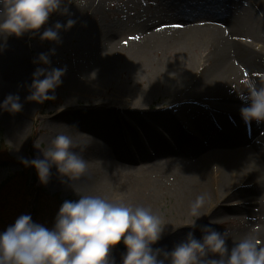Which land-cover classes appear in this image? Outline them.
Returning <instances> with one entry per match:
<instances>
[{
    "label": "rangeland",
    "instance_id": "rangeland-1",
    "mask_svg": "<svg viewBox=\"0 0 264 264\" xmlns=\"http://www.w3.org/2000/svg\"><path fill=\"white\" fill-rule=\"evenodd\" d=\"M201 0H65L70 16H61L59 14H53L50 18V23L57 21L66 23L67 19L71 18L76 21L75 25L60 33L62 43L59 45L49 42L40 41L39 37H32L30 34L17 38L15 36L9 37L7 40V48L5 49V57L0 55V102L9 94L18 93L23 104V110L16 114H9L8 112L0 111V142H4L8 147V153L14 159L7 165L0 163V184L10 175L22 172L21 164L16 159V153L12 152L13 144L19 143L20 155L28 158L35 157L39 149L34 145H37L40 149L47 146L48 141L58 134L66 133L76 136L77 140L83 141L85 136L101 137V132L97 127L93 125V128H83L75 126V129H68L63 125L72 126L77 123V119L82 118V124L86 123L84 120L91 118V114L88 109L98 107L96 104L100 100L104 103H109L117 100H129L131 104H121L120 108L127 110L130 108L132 111H136L141 119L146 118L152 113H162L167 110L171 105V101L174 97L170 92V87L173 82L172 75L175 73L169 69L170 64L179 61L182 58L181 53L177 48L165 46H159L148 53L144 59L146 67L143 69L141 66L142 61H136L131 58V54L137 51L135 47V39L141 32L140 29L147 22H150L154 17L158 19V15L163 10L186 9L191 11H197V9L203 7H216V3L201 4ZM251 5H255L253 0ZM236 3L231 0L227 3V12H235ZM156 20V19H155ZM111 29L119 31L118 35L113 37L111 43H118L123 47L117 55L115 54L112 61H106L104 59L107 47L111 43L103 42L102 34ZM238 34V35H237ZM262 35L257 37L247 32H232L231 38H240L244 40H253L256 48L264 50V46L259 41L264 38ZM115 40V41H114ZM135 45V46H134ZM55 48V55L51 56L52 67H64L67 66L66 75L63 77V84L56 89L57 99L55 101H46L43 104H37L35 102H29L25 100V94L28 92L27 88L24 91H14L9 86L19 83L20 85L30 84L32 73L36 67L40 65L33 64V59L42 52H47L49 49ZM194 60L198 59L197 55H192ZM105 60V61H104ZM264 60V58H263ZM205 64L204 66H206ZM204 66H195L197 74L200 75ZM199 67V68H198ZM264 61L257 66H244L238 67L236 73L235 84L229 88L227 94L231 96V100L228 103L232 104L234 108L239 111L242 107L246 106L240 99V93L245 91L244 81L247 79H255L258 85H264ZM168 75V76H167ZM22 79L19 80L18 77ZM83 77V79H82ZM198 77V76H197ZM220 86V85H219ZM185 92H192L197 85L195 83L184 84ZM199 88V87H198ZM201 89V88H200ZM215 97V98H214ZM219 98V99H217ZM188 100V99H187ZM182 100L184 106H179L178 111L176 108L175 115L184 124L189 126L188 132L196 134L199 140H204V137H209L213 130V123L218 125L223 123V120L232 118L235 121L242 123V128L245 129L247 137H251L252 141L257 140L264 133L263 129H259L261 123L257 124L252 121L250 124L245 123L244 119L237 111L238 115L234 112L228 113V111H221L220 108L209 101L219 102L220 96H209L199 94V97L192 96L187 101ZM207 101V102H206ZM114 103V102H113ZM110 104H104L95 110V115L103 114V117L112 119L111 122H117V125L110 124V130L113 133L115 131H125L127 134L131 132L133 136L137 135L138 138L144 139L148 134L141 128L138 121L134 120L128 115H124L122 111H118ZM213 105V106H210ZM215 106V107H214ZM118 107V106H117ZM128 107V108H127ZM63 110L66 113V117L60 120L55 119L57 111ZM80 112V113H79ZM83 115V116H81ZM240 117L241 120L238 119ZM98 117L95 116V120ZM242 121V122H241ZM20 123L17 125V123ZM94 124V122L92 123ZM157 124V123H156ZM85 126H88L87 123ZM219 126V125H218ZM132 127V129H131ZM259 129L253 133V130ZM158 133L162 134L167 140L170 139V135L165 136V130L157 128ZM243 129V131H244ZM157 133V130L149 129L152 133ZM76 132L82 135H77ZM137 132H140L137 134ZM140 134V135H139ZM191 135V134H190ZM149 136V135H148ZM154 137V136H153ZM12 143H10V142ZM103 143V142H102ZM172 143V141H171ZM145 144V143H144ZM173 144V143H172ZM249 144V143H248ZM18 146V144L16 145ZM101 153V152H100ZM99 159L89 160L91 163L103 162L105 155L100 154ZM100 165V164H99ZM214 162L207 164L204 171H208L211 174L213 168L216 167ZM216 171V170H215ZM91 177L89 180L82 184V188L90 191L92 194L102 195L109 198L119 197L123 202L131 205L142 204L151 207L154 212L161 215L166 221L172 225H179L185 221L195 219L189 215L191 206L195 203L185 202V198L174 199L173 197L155 196L147 203L126 202L123 200L128 197L125 194V189L117 185L114 186V190L104 191L102 193H95L93 186L98 184L105 178L103 172L100 175L97 174L92 168H90ZM55 173V169H53ZM235 176V175H234ZM237 176V177H236ZM236 178H241L243 175L236 174ZM36 177L34 169L29 172V178ZM247 177V176H245ZM249 178V176H248ZM37 185L45 190L48 194L55 195L62 200L76 199L72 191L65 185L61 184L60 180L53 175L52 180L47 186H42L36 177ZM252 180V179H251ZM251 183H243V185H237L234 188V192L241 189L251 187ZM230 188V184L218 189L219 194H223ZM244 190V191H245ZM240 193L233 201L231 206L235 208L226 212L225 207L222 208L220 213L213 210L210 214L205 216L206 203L201 208L202 217L197 221L198 226L209 225L212 222L214 227L218 231H229L232 234V239H238L245 233L254 232L258 238L261 246H264V222L260 221L259 216L254 219V214L244 210H237L240 198H246V193ZM247 191V190H246ZM254 194V193H253ZM261 193L259 194V196ZM257 198L259 196L255 195ZM59 206L58 201H54ZM213 203V201H212ZM258 211V207H252ZM255 211V212H256ZM25 213H30L28 210ZM31 214V213H30ZM32 215V214H31ZM33 220L34 215H32ZM262 219V220H263ZM40 222L39 220H37ZM171 225L166 228L171 229ZM187 227V226H186ZM183 227V228H186ZM191 229H182L180 231L171 232L172 236L166 243L162 242V239L157 242L153 247L167 248L171 250L174 244L182 241L187 232ZM240 234V235H239ZM197 237L201 235L199 230L196 231ZM229 247L232 246V241H228ZM124 247V246H123ZM120 250L115 249L113 255L119 264L121 259Z\"/></svg>",
    "mask_w": 264,
    "mask_h": 264
},
{
    "label": "bare ground",
    "instance_id": "bare-ground-1",
    "mask_svg": "<svg viewBox=\"0 0 264 264\" xmlns=\"http://www.w3.org/2000/svg\"><path fill=\"white\" fill-rule=\"evenodd\" d=\"M230 1L201 0V4L216 3L218 6L203 7L197 11L186 9L175 11L176 8L163 10L157 16L158 19L154 17L140 29L141 32L134 43L137 51L131 54V58L141 60L142 67L147 66L144 57L159 46L177 48L181 53L182 58L169 67L175 72L170 87L174 97L165 112L152 113L143 119L128 107L127 110L120 108L125 102L131 104L129 100L123 99H114L109 103L102 100L97 102L98 107L88 109L92 115L91 118L84 120L88 126H85L86 123L82 124V118L77 119L75 126L78 124L79 127L93 128L94 125L101 132V137L85 136L84 140L80 141L81 145L88 144L82 153L86 159L96 161L100 154L107 157L103 162L90 164V168L97 174L103 172L105 175L102 181L93 186L95 193L111 191L114 190V186L119 185L125 189L128 196L123 200L134 204L147 203L159 194L169 198L174 196L176 200L183 197L185 202L196 201L198 196L205 195L207 200L203 217L206 218L213 210L220 213L223 207L226 212L235 210L231 206L232 201L245 189L234 192V188L238 184L253 182L252 186L244 191L247 192L246 198H240L243 201L239 202L237 210H246L253 215L260 212L264 215V133L252 141L251 137H247L242 123L229 118L219 123V126L213 123L211 134L204 137L208 140L205 142L199 140L198 135L188 132L189 126L176 117L174 111L175 108L178 111L179 106H184L182 100H189L192 96L199 97V94H202L220 96L221 101L209 103L218 106L221 111L226 110L228 113L234 112L238 115L234 106L228 103L232 98L227 92L235 84L238 67L257 66L264 61V50L256 48L257 43L253 40L231 38V33L243 31L257 38L264 33V0H253L255 5L250 4L251 0H234L237 6L235 12L226 13L224 10ZM118 33L116 29L103 32V42L109 40L108 43H111V39ZM259 43L264 46V38ZM109 46L104 59L111 62L113 56L122 51L123 47L116 42ZM5 54V50L0 53L2 57H5ZM192 55L198 56L197 62ZM197 64L199 66L207 64L200 75L195 70ZM18 79L21 80L22 77L19 76ZM187 81L197 85L190 93L184 90ZM19 85L17 83L9 87L15 92L24 91L23 87H18ZM25 95H29V92ZM104 104L112 105H108V108L114 107L134 120H141L138 123L149 136L142 139L137 135L133 136L131 132L113 133L110 124L116 126L117 122H111L112 119L103 117V114H94L95 110ZM237 112L240 114V110ZM95 116L98 117L96 120ZM65 117V111L59 110L54 118L60 120ZM238 119L241 120L240 117ZM19 124L18 122L17 125ZM263 127L264 122L259 129ZM152 128L157 130V133L154 130L151 133L149 129ZM157 128L165 130V136H168L166 134L168 133L170 139L167 140L160 132L158 133ZM259 129L254 128L253 133ZM76 150L80 151L79 148ZM213 162L218 165L213 168L211 174L204 171V167ZM236 174L243 176L234 180ZM227 184L228 186L230 184V188L226 192L217 193L218 189ZM256 206L259 208L258 211L252 208ZM258 216L260 221L264 222L260 214L254 215V219ZM188 228H180L177 231ZM171 232L172 227L166 228L163 243L172 236Z\"/></svg>",
    "mask_w": 264,
    "mask_h": 264
},
{
    "label": "clouds",
    "instance_id": "clouds-1",
    "mask_svg": "<svg viewBox=\"0 0 264 264\" xmlns=\"http://www.w3.org/2000/svg\"><path fill=\"white\" fill-rule=\"evenodd\" d=\"M53 14L71 15L65 0H0V53L12 36L30 34L42 42L62 43L60 33L76 21L69 18L66 23L53 24ZM55 51L51 48L33 59V64L40 66L32 73L31 83L18 86L27 88L26 101L43 104L57 99L56 89L63 84L67 66H51ZM244 85L245 91L238 94L246 105L240 109L242 118L248 124L264 122V85L255 79L245 80ZM22 110L18 93L8 94L0 102V111L16 114ZM63 127L75 129V125ZM17 144L11 151L18 163L34 169L42 186L55 175L77 198L65 199L59 205L51 225L33 220L30 213L17 215L0 230V264H117L113 253L121 243L125 251L119 264H264V246L254 232L232 239L229 231L209 226L212 222L197 225L205 195L198 196L190 208L189 215L195 219L172 225L151 207L127 204L119 197L96 195L82 188L91 177V161L82 154L88 144L81 145L76 136L61 132L43 149L34 145L39 152L33 158L20 155L21 145ZM168 225L173 232L186 226L191 230L171 250L153 247Z\"/></svg>",
    "mask_w": 264,
    "mask_h": 264
},
{
    "label": "trees",
    "instance_id": "trees-1",
    "mask_svg": "<svg viewBox=\"0 0 264 264\" xmlns=\"http://www.w3.org/2000/svg\"><path fill=\"white\" fill-rule=\"evenodd\" d=\"M14 158L8 153V147L0 142V163L7 165ZM11 160V161H10ZM22 172L8 176L0 184V230H3L14 218L25 211L34 215L35 221L51 225L58 210L55 200L61 204L64 200L48 194L37 185L36 177L29 178L31 168H24ZM116 249L125 251L123 244Z\"/></svg>",
    "mask_w": 264,
    "mask_h": 264
}]
</instances>
